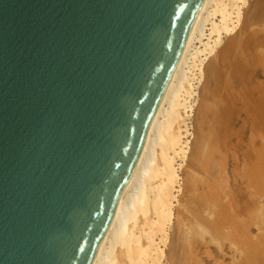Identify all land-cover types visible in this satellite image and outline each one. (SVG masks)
Here are the masks:
<instances>
[{
  "label": "water",
  "instance_id": "water-1",
  "mask_svg": "<svg viewBox=\"0 0 264 264\" xmlns=\"http://www.w3.org/2000/svg\"><path fill=\"white\" fill-rule=\"evenodd\" d=\"M203 0H0V264H91Z\"/></svg>",
  "mask_w": 264,
  "mask_h": 264
},
{
  "label": "bare ground",
  "instance_id": "bare-ground-1",
  "mask_svg": "<svg viewBox=\"0 0 264 264\" xmlns=\"http://www.w3.org/2000/svg\"><path fill=\"white\" fill-rule=\"evenodd\" d=\"M254 22L264 27V0H203L151 120L132 174L119 197L104 239L91 264H163L164 260H170V264H204L207 260L203 254L210 255L214 245L221 250L224 247L238 250L239 264H264V206L263 209L257 206L264 200L263 140L258 147L254 146L264 139V89L259 95L260 100L257 99L256 104H259L253 114L256 136L253 135L251 139L253 144L249 143L242 171L234 172L238 173L236 179L244 183V186L239 185L242 188L236 193L228 190L230 186L221 191L214 182L204 181L202 186L200 184L203 191L198 192L199 184H196L198 181L194 176L192 188L189 186L187 189L192 190V195H188L191 196L188 200L185 198L187 201L184 199L186 203H183V209L179 206L184 201L180 202V194L184 192L181 172L190 164L191 136L194 137L192 119L198 104L202 103H199L200 90L204 88L207 74L211 73L210 68L214 67L212 63L230 55L237 57L234 63L237 74L234 77L241 78L245 88L237 98L234 91L238 90L239 84L234 87L233 80L231 83L227 81L233 89L228 84L224 85L228 92L222 94L217 109L219 118L223 120L222 126H219L222 128L218 129L216 138L213 139L210 134L213 142L211 139L209 142L213 145L205 151L202 161L203 169L209 174L212 173L215 150H219L216 147L218 143L222 146L223 142L230 144L227 142L229 136L224 137V134H229L228 131L230 135L232 131L234 133L236 125L232 127L233 116L236 109L238 112V103L243 106L248 104L246 98L250 99L253 95L252 89L249 90L250 80L256 76L258 68L264 72L263 28V31L260 29L247 34L244 46L240 45L241 40H237L244 28L248 24L255 25ZM253 25L249 29H255ZM215 67V71L219 72V67ZM204 108L208 110V107ZM203 113L206 114L204 109ZM182 195L181 198L185 196ZM175 224L187 231L178 259H174L169 243ZM252 225H256L259 230L256 238L251 236ZM204 246L208 248L205 250Z\"/></svg>",
  "mask_w": 264,
  "mask_h": 264
},
{
  "label": "rangeland",
  "instance_id": "rangeland-1",
  "mask_svg": "<svg viewBox=\"0 0 264 264\" xmlns=\"http://www.w3.org/2000/svg\"><path fill=\"white\" fill-rule=\"evenodd\" d=\"M251 22H253V19L251 20ZM254 24L255 25L248 24L244 28V30L242 32L243 35L242 34L239 35L237 40L238 41L241 40L240 41V43H241L240 45H242V46L245 45V41L247 39L246 36L251 31L254 32V31H258L260 29H261L260 31L264 30V27H262L263 25L261 23L257 24L256 22H254ZM251 25H253L254 26L253 28H255V29H249V28H252ZM262 28H263V30H262ZM222 61H224V62L222 63ZM222 61H221V59H218V61L217 60L214 61L215 64L212 63L214 67L210 68L209 71H211V73L208 71L209 75L207 74V76H206V78H207L206 82L207 83L205 82L204 88H201V90H200V100H199L200 102L199 103L202 102L201 103L202 105L198 104V106H197L198 110L195 111L193 119H192V126H193L192 132L194 134V137L191 136V141H192V144H191L192 146L191 147L192 148H191V152H190V156H189V158L191 157L190 158L191 160L188 158V164L189 163L190 164L186 165L184 167L185 169H183L182 172H181V176L184 179V180L182 179L183 184H184V185L182 184V187H183V190H184V192H183V190H182V192L184 194L182 192L181 193L183 195H185V196L180 194V202H182L186 197H187L186 198L187 200L191 197V196H188V195L191 193L192 190H187V189H189L190 187L192 188V186H191L193 184L192 177H194V176H195L194 178L198 181V182H196V184H199L198 185L199 186L198 192L203 191L201 186H202L204 181H209L211 183L214 182L215 184H217V186L220 188L221 191L223 189H226L228 186H230V187H228L229 188L228 190L231 189V190H233L236 193H237V191L240 190V188H242L240 186H244V183L241 184V182H238V180L236 179L238 173L235 174L234 172H241L242 171L241 169L243 168L242 164H243V161H244L243 159L245 158V153L250 148L249 143L253 142V140H251L253 138V135L256 136V134L254 133L255 129H254V125H253L254 124L253 118L255 117V115H253V114L255 113L254 109H256L258 107L259 103L258 104H256V103L258 102V100H260L261 96H259V95L261 94V90L264 89V72H263L262 68H258V70H257L258 74L257 73L255 74L257 77L254 76L255 79L252 77L254 80L253 79L250 80L251 81V83H250L251 86H249V90L252 89L251 91L253 92V95L251 96L250 99L246 98V100H248V102H249L248 104L243 106L242 103H238L239 105H237V108H239L240 110L238 109V112H236L237 111V109H236L235 113L237 115L234 114V116H233L234 123H233L232 127H235V125H236V127L233 128L234 129V133L232 131V134L230 135V132L228 131L229 134H226V133L224 134V137H226L227 135L229 136L230 140H227V142H228V144L230 143L229 144L230 146L227 145L226 142H223L224 143V145H223L224 147L222 145H220V143H218L219 145H217L216 147L219 148V150H215V153L217 152V153H220V154H217V153L215 154L214 153V160L212 162L213 165H212V169H211L212 173L209 174L208 172H205L206 170H204L205 168L203 166L204 162H202V161H204L203 159H204V156H205L204 154L206 153L205 151L209 150L208 147L211 148V145H213V143H211V142H213V139L216 138V136H218L217 135L218 129L222 128V127H219V126H222L221 121L223 122V120H221L219 118V116H218V110H219V107H218L219 105L218 104H219L220 98H222V94L225 93V92L226 93L228 92V89L226 87H224V85L228 84L231 87L230 83L233 80V82H232L233 84L232 85L234 86V84H235L234 87L239 86V87H237L238 90L235 89V91H234V94L237 96V98H239V96L242 95L241 90L243 88H245L243 86V84H242L241 78L237 79V78L234 77L237 74L235 72V70L237 71V69L234 67L235 66L234 63L237 61V57H235V56L233 57V55L232 56L230 55L227 58L224 57ZM228 61H229V63H228ZM215 66L219 67V69H220L219 72L215 71V69H216ZM226 67H227V69H226ZM211 69L214 72H212ZM223 70H225V71H223ZM238 80H240V81H238ZM227 81L228 82L230 81V83H228ZM252 81H255V82H252ZM237 84H239V85H237ZM202 89H203V91H202ZM255 91H257V92H255ZM254 96H255L256 100H255ZM201 97L203 98V100L201 99ZM216 97H217V99H216ZM214 99L216 101H218V103ZM215 104L217 105L216 106L217 108L215 107ZM254 104H256V106H254ZM261 104L262 103H260V105ZM199 105H201L200 108H199ZM204 107H208V110H207V108H204ZM213 107L216 109V112H214L215 109ZM211 108H213L214 110L211 109ZM203 109H204V112H206V114L203 113ZM239 111L240 112L243 111V112H241L239 114ZM258 111H259V109H258ZM207 112H209V113L207 114ZM212 112L214 113V115H215V113H217V115L214 116ZM236 116H238V117H236ZM215 117H218V119H220V120L218 121L217 118H215ZM249 117H250V119H249ZM213 118H215V119H213ZM247 119H248V121H247ZM250 121H252V122H250ZM249 122H250V124H249ZM241 123H243V124H241ZM210 128H211V131H210ZM215 131H216V133H215ZM243 132H245V134ZM208 133H209V135H208ZM214 133L216 135H214ZM210 134L213 135V137H212L213 139L211 138ZM232 136H234V140H233ZM221 137H223V134H222ZM249 138H250V140H248ZM258 139H260V138H258ZM209 140L211 142H209ZM262 140L264 142V139H261L260 141L255 143L254 146L256 145L255 147H258V145L260 144V142H262ZM208 142H209V144H208ZM217 142L218 141H216L215 143H217ZM234 143H236L235 144L236 147L234 146ZM239 143L240 144L242 143V145H240ZM216 147H215V149H216ZM238 147H239V149H238ZM241 147H242V149H241ZM243 147H245V148H243ZM220 150H222L223 152L220 151ZM237 150L240 151V153L237 152ZM229 151H231V152L234 151V152L231 153ZM225 152L229 153V155L227 153H225ZM221 153H222L223 157H222ZM218 155H220V156H218ZM195 157H196V159H195ZM217 157L219 158V162H218ZM221 157H222V159H221ZM193 159H195V160H193ZM195 161H197V162H195ZM188 168L191 170V172H190V170ZM187 170H189V171H187ZM192 170H193V172H192ZM188 172H189L190 175L188 174ZM192 173H194L195 175L192 174ZM187 175H188V177H187ZM196 175H197V178H196ZM234 175H236V176H234ZM198 177H200L199 180H198ZM200 179H203V180L200 181ZM200 184H201V186H200ZM181 195L183 196L182 197L183 199L181 198ZM190 195H192V194H190ZM185 200L179 205L182 209H183V206H184L183 203L185 202ZM179 206H178V208H180ZM257 206L261 207L260 209H263L262 206H264V200L260 201ZM182 228L183 227H181V225H179V224L176 225L175 224L174 229H172V237H171L169 243L172 246V254L174 253V259H176V257H177V259L180 257L179 254H180V251H181V244H182V241H183L184 237H186V235H187L186 228H183V229ZM250 232H251V236L256 238L257 235L259 234L258 227L256 225H252V228H251ZM214 246H215V248L213 250L209 249L210 250L209 254L211 253L210 255H206V253L203 254L205 259L207 260V262H205L204 264H239L240 252L238 250L235 251L234 249L227 248V247H224L221 250L217 245H214ZM207 248L208 247H205V250ZM169 261L170 260H168V261L164 260L163 264H170Z\"/></svg>",
  "mask_w": 264,
  "mask_h": 264
}]
</instances>
